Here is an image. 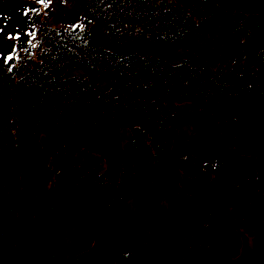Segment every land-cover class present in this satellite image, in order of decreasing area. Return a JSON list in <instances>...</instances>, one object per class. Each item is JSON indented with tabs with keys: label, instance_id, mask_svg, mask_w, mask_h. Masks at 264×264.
Listing matches in <instances>:
<instances>
[{
	"label": "trees",
	"instance_id": "16d2710c",
	"mask_svg": "<svg viewBox=\"0 0 264 264\" xmlns=\"http://www.w3.org/2000/svg\"><path fill=\"white\" fill-rule=\"evenodd\" d=\"M10 1L20 15L0 16V264H94L64 256L48 216L95 208L104 225L126 214L127 195L177 171L168 214L193 261L238 258L242 233L264 223V0H77L80 19L59 26L49 23L55 1L0 4ZM22 17L27 36L7 22ZM228 38L242 56L211 65L208 51ZM159 49L185 55L175 63ZM191 123L215 152L176 161L177 133ZM83 150L95 165L77 162ZM250 156L253 174L241 164ZM211 187L228 196L230 217Z\"/></svg>",
	"mask_w": 264,
	"mask_h": 264
},
{
	"label": "rangeland",
	"instance_id": "374dc122",
	"mask_svg": "<svg viewBox=\"0 0 264 264\" xmlns=\"http://www.w3.org/2000/svg\"><path fill=\"white\" fill-rule=\"evenodd\" d=\"M53 1L55 2L52 5L54 7L52 17L49 19L51 25L59 26L66 19L73 20L75 24L80 19L83 9L79 1L76 0L73 4H65L63 0ZM10 2L11 4H0L1 17H6L1 13L5 12L10 18H14L15 10L20 15L19 7L14 1ZM7 22L13 29H19L27 36L25 17L16 22L7 19ZM16 25L20 28L15 27ZM97 33L100 44L109 47L100 29ZM157 53L175 63L180 62L185 55L182 50L171 52L159 49ZM241 56L242 50L239 45L228 38L208 51L207 60L211 65H215L220 61H232ZM203 130L202 125L191 123L179 131L172 148V158L178 161L188 154L197 156L196 152H203L210 158L215 152L212 151L214 149L208 150L207 140L194 135L195 131L200 135ZM130 136V130L121 131L123 144L130 139ZM76 157L79 164L89 166L95 165L96 157L98 159L97 155L94 156L85 150L78 152ZM255 163V159L251 156L241 162L250 174L255 170ZM180 177V171L167 178L152 177L134 196L127 195L126 214L119 218L110 217L104 225L101 223L98 209H80L76 205H62L57 216H48L47 219L48 224L57 233L61 252L66 258L82 255L94 264H129L127 260L122 263V255L126 259L132 256L131 264H197L191 257L187 235L175 226L168 214L179 188ZM207 194L215 209L224 216L230 217L228 196L216 187H211ZM13 236L18 247L21 248L28 241L27 228L19 223ZM241 241V255L227 264H264V223L253 234L242 233Z\"/></svg>",
	"mask_w": 264,
	"mask_h": 264
}]
</instances>
